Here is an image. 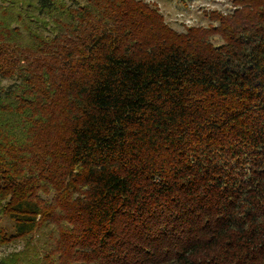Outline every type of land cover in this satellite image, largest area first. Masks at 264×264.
<instances>
[{
  "label": "trees",
  "instance_id": "obj_1",
  "mask_svg": "<svg viewBox=\"0 0 264 264\" xmlns=\"http://www.w3.org/2000/svg\"><path fill=\"white\" fill-rule=\"evenodd\" d=\"M230 2L0 0V264H264V0Z\"/></svg>",
  "mask_w": 264,
  "mask_h": 264
},
{
  "label": "rangeland",
  "instance_id": "obj_2",
  "mask_svg": "<svg viewBox=\"0 0 264 264\" xmlns=\"http://www.w3.org/2000/svg\"><path fill=\"white\" fill-rule=\"evenodd\" d=\"M157 4L166 22L175 30L182 32L185 27L208 26L205 12L218 10L229 13L232 11L230 0H145ZM4 85H8L7 82ZM22 243H11L0 246V260L9 254L20 251Z\"/></svg>",
  "mask_w": 264,
  "mask_h": 264
}]
</instances>
